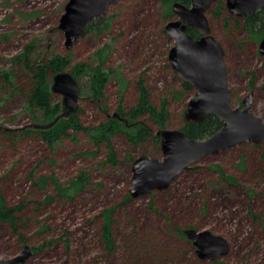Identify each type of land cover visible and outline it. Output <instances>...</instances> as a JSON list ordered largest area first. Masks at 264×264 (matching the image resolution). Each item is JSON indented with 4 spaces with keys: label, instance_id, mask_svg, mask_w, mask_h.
<instances>
[{
    "label": "rangeland",
    "instance_id": "obj_1",
    "mask_svg": "<svg viewBox=\"0 0 264 264\" xmlns=\"http://www.w3.org/2000/svg\"><path fill=\"white\" fill-rule=\"evenodd\" d=\"M67 1L0 0V186L9 205L27 206L19 215L26 221L20 224L22 240L0 222V258L13 257L23 245L53 240L23 264H175L185 259L186 264H264V228L251 214L262 213L264 218V172H258L264 169V142H245L205 157L167 189L130 197L117 211L115 249L104 250L99 238L101 210L128 194L136 157L161 158V152L154 156L150 137L132 143L116 133L112 143L117 161L109 163L104 146L97 150L85 133L75 139L62 137L54 147L36 134H22L29 123L42 119H33L28 110L31 77L24 68L13 66V58L31 46L32 60L61 54L69 55L71 65L101 64L109 73L104 98L97 101L80 94L78 115L86 126L134 108L142 79L153 104L167 102V129H181L194 90L184 88L168 60L174 40L165 26L177 18L172 11L176 0H118L69 49L58 28ZM215 8L211 6L206 17L211 35L224 50L232 103L241 105L252 91L251 110L264 120V55L259 52L263 36L252 38L236 21L239 17L226 8L222 15L215 14ZM100 52L105 53L103 61ZM6 72L12 76L9 84L2 77ZM55 98L62 99L58 94ZM138 120L154 133L158 130L147 114ZM243 156L246 169L239 166ZM81 173L87 174V183L69 199L57 197L52 182L43 187L37 183L52 175L67 186ZM47 194L55 199L40 206ZM188 228L222 236L228 242L227 253L199 258L193 244L179 235Z\"/></svg>",
    "mask_w": 264,
    "mask_h": 264
},
{
    "label": "water",
    "instance_id": "obj_2",
    "mask_svg": "<svg viewBox=\"0 0 264 264\" xmlns=\"http://www.w3.org/2000/svg\"><path fill=\"white\" fill-rule=\"evenodd\" d=\"M117 1L68 0L58 25L64 34L65 47L71 48L73 43L84 36L89 23L104 17L109 6ZM190 2V6L180 0L172 4V11L177 18L165 26L168 37L174 40L168 60L174 72L194 90L184 112L185 121L198 124L212 114L218 117L222 126L205 139L188 137L182 129H158L156 135L160 140L161 158L142 154L134 159L128 191L132 198L167 189L180 174L205 157L245 142L255 145L264 142V120L251 110L253 92L250 91L243 98L241 105L234 106L232 103L224 50L211 35L206 17L207 10L216 0ZM224 4L229 13L239 18L255 14L264 8V0H224ZM188 28L197 31L199 37L193 38L188 33ZM259 51L264 55V37L259 42ZM50 89L53 94L62 98L60 112L46 124L29 123L27 126L46 129L61 118L78 112L80 90L69 71L54 73ZM114 116L119 115L114 113ZM184 234L193 244L195 254L201 259H216L226 254L229 249L227 240L210 230L188 228L184 230ZM32 255V247L23 245L13 257L0 258V264H23Z\"/></svg>",
    "mask_w": 264,
    "mask_h": 264
},
{
    "label": "trees",
    "instance_id": "obj_3",
    "mask_svg": "<svg viewBox=\"0 0 264 264\" xmlns=\"http://www.w3.org/2000/svg\"><path fill=\"white\" fill-rule=\"evenodd\" d=\"M190 0H182V3L188 4ZM168 4H166L168 10ZM213 7V12L218 15L225 13V6L223 0H216ZM233 18L232 16H229ZM96 20V19H95ZM91 21L86 27V31L94 27V21ZM237 22L241 23L242 27L250 34L254 39H258L264 36V8L258 10L255 14H249L244 18H238ZM188 33L192 37H197V32L193 28H188ZM31 46H27L21 54L13 58V66L19 65L22 69L26 70L31 77L30 87L28 90L27 107L32 115L33 119L41 118L42 121L38 122L46 124L53 120L55 116L60 112L62 106L61 101L56 100L55 94L51 92L52 75L56 72L63 70L69 71L78 83L80 94L87 95L89 98L99 100L104 98V92L109 79V73L102 68V65L92 67L85 63H77L71 65L69 55L54 54L51 57L40 60H32L31 53L33 52ZM102 61L104 60V52H100ZM49 74L51 76H49ZM2 77L5 78L7 84L12 82V76L9 72L3 73ZM85 83V87L82 92V84ZM182 85L185 89H191V85L185 81H182ZM139 88V100L137 105L130 109L126 113H122L119 110L118 115H109L106 119L99 121L96 124L84 125L79 117L80 109L77 113L72 114L70 117L61 118L52 127L38 129L27 126L24 128L22 134H36L41 141L47 144L49 147H54L62 137L76 138V135L80 132L85 133L91 142L96 146L97 150L100 146H104L106 149V162H116V150L112 143V138L116 133H122L126 139L130 142L146 141L150 137L156 147L155 155H159V136L151 131V129L138 117L147 114L149 119L158 125V129L167 128L166 122L168 118V106L165 100H162L160 106H156L150 100V96L144 86L143 80L138 81ZM37 123V122H36ZM222 126V122L215 115H208L200 123L193 124L184 121L181 129L188 137L195 139H205L219 130ZM264 160V153L262 157ZM245 157H241L239 166L245 168ZM247 168V167H246ZM245 168V169H246ZM190 169V168H189ZM263 169V168H262ZM259 170V173H263V170ZM88 176L85 173H81L76 179L69 182L67 186H62L58 179L52 175L42 176L38 180L40 187H43L47 182H52L57 194V197L72 198L77 192L87 183ZM151 193V192H150ZM149 193V194H150ZM55 199V196L45 195V197L39 201V205H46L51 203ZM126 201H130V194H126L124 199L111 205L100 212V230L99 238L103 244L104 250L109 253L115 249L116 237L114 234V225L117 223L118 218L117 211L121 204ZM26 204L9 205L3 195L2 188L0 186V222L8 224L12 231L16 232L19 238L23 239V233L21 232L20 224H25L26 221L19 216L23 210H26ZM251 214L255 220L261 222L264 228L263 214L254 213L251 210ZM180 236H185L184 231L179 230ZM53 240L43 243L39 246L32 247L34 253L39 252L41 249L52 244ZM175 264L187 263L185 261ZM138 264V261H137Z\"/></svg>",
    "mask_w": 264,
    "mask_h": 264
},
{
    "label": "flooded vegetation",
    "instance_id": "obj_4",
    "mask_svg": "<svg viewBox=\"0 0 264 264\" xmlns=\"http://www.w3.org/2000/svg\"><path fill=\"white\" fill-rule=\"evenodd\" d=\"M260 10V9H259ZM197 32V31H196ZM197 37H196V39L199 37V33L197 32ZM264 37V36H263ZM193 38H195V37H193ZM260 52V51H259ZM261 54V53H260ZM188 83V82H187ZM192 87V86H191ZM116 113V112H115ZM109 116V115H108Z\"/></svg>",
    "mask_w": 264,
    "mask_h": 264
}]
</instances>
